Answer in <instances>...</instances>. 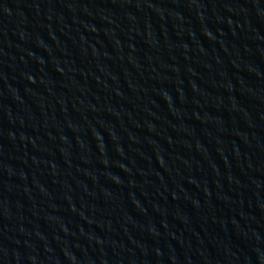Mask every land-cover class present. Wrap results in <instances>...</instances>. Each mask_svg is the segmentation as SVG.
<instances>
[{"label":"water","instance_id":"water-1","mask_svg":"<svg viewBox=\"0 0 264 264\" xmlns=\"http://www.w3.org/2000/svg\"><path fill=\"white\" fill-rule=\"evenodd\" d=\"M0 264H264V0H0Z\"/></svg>","mask_w":264,"mask_h":264}]
</instances>
